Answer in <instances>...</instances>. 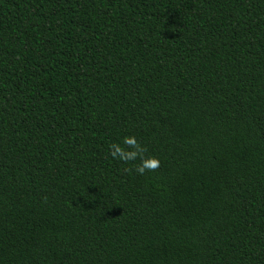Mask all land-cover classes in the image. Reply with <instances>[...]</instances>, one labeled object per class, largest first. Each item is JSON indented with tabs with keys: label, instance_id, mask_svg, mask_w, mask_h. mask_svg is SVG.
Wrapping results in <instances>:
<instances>
[{
	"label": "trees",
	"instance_id": "obj_1",
	"mask_svg": "<svg viewBox=\"0 0 264 264\" xmlns=\"http://www.w3.org/2000/svg\"><path fill=\"white\" fill-rule=\"evenodd\" d=\"M0 264H264V0H0Z\"/></svg>",
	"mask_w": 264,
	"mask_h": 264
},
{
	"label": "clouds",
	"instance_id": "obj_2",
	"mask_svg": "<svg viewBox=\"0 0 264 264\" xmlns=\"http://www.w3.org/2000/svg\"><path fill=\"white\" fill-rule=\"evenodd\" d=\"M109 155L124 164H131L125 171H135L139 175L146 172H155L160 167V160L155 156L145 155L144 147L135 136H125L121 142L109 144ZM139 161L138 163H136Z\"/></svg>",
	"mask_w": 264,
	"mask_h": 264
}]
</instances>
